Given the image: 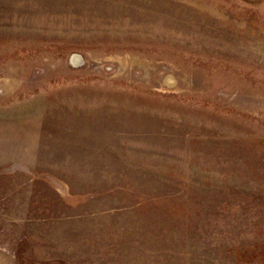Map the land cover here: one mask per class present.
I'll return each instance as SVG.
<instances>
[{
  "label": "rangeland",
  "instance_id": "obj_1",
  "mask_svg": "<svg viewBox=\"0 0 264 264\" xmlns=\"http://www.w3.org/2000/svg\"><path fill=\"white\" fill-rule=\"evenodd\" d=\"M0 264H264V0H0Z\"/></svg>",
  "mask_w": 264,
  "mask_h": 264
}]
</instances>
